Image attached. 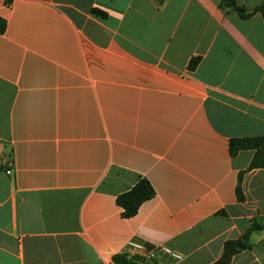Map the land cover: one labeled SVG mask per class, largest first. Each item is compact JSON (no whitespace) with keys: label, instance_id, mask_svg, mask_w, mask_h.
I'll return each mask as SVG.
<instances>
[{"label":"crops","instance_id":"crops-1","mask_svg":"<svg viewBox=\"0 0 264 264\" xmlns=\"http://www.w3.org/2000/svg\"><path fill=\"white\" fill-rule=\"evenodd\" d=\"M236 1L0 0V264H213L253 224L226 264H264V165L229 147L264 137V0Z\"/></svg>","mask_w":264,"mask_h":264},{"label":"trees","instance_id":"trees-1","mask_svg":"<svg viewBox=\"0 0 264 264\" xmlns=\"http://www.w3.org/2000/svg\"><path fill=\"white\" fill-rule=\"evenodd\" d=\"M219 5L223 8H232L238 11L241 15L247 16L251 12L246 11L243 5H240L236 0H219ZM254 10H259L264 18V4H260L255 7ZM92 11L98 15H104V12L98 8H92ZM5 20L0 18V31L5 29ZM199 60V56H193L188 63L190 68L194 67ZM263 143V149L259 148V144ZM230 151L235 153L240 148H256V152L252 157L249 167L258 165H264V137H236L230 139ZM239 184L237 186L239 192ZM240 193V192H239ZM154 194V188L150 181L145 178H139L131 188L120 192L116 196V202L122 206V214L124 216H130L134 214L139 205L147 198H150ZM240 195V194H239ZM257 224H253L251 228L243 234V237L239 240H228L225 242L224 250L221 258L215 261L213 264H226L233 252L248 245L247 238L249 232L254 229ZM149 246V244H146ZM113 264H143L137 256H129L126 251L116 252L112 256Z\"/></svg>","mask_w":264,"mask_h":264},{"label":"built area","instance_id":"built-area-1","mask_svg":"<svg viewBox=\"0 0 264 264\" xmlns=\"http://www.w3.org/2000/svg\"><path fill=\"white\" fill-rule=\"evenodd\" d=\"M7 173L10 172V169H6L5 170ZM163 250L169 252L173 257L175 258H181L182 254L180 252L177 251H173L171 249H169L166 246L162 247ZM126 252L129 256L140 253L142 254L146 259H150L152 257H154L155 255V251L153 248L147 247L146 245H144L141 242H132L129 244V247L126 249Z\"/></svg>","mask_w":264,"mask_h":264}]
</instances>
